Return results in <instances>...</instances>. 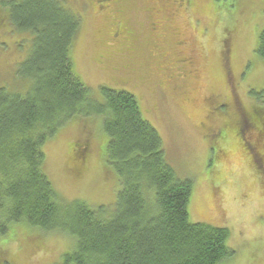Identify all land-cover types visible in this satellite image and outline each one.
<instances>
[{
	"label": "rangeland",
	"instance_id": "1",
	"mask_svg": "<svg viewBox=\"0 0 264 264\" xmlns=\"http://www.w3.org/2000/svg\"><path fill=\"white\" fill-rule=\"evenodd\" d=\"M61 1L80 21L71 48L75 75L96 99L102 88L136 98L161 139L166 163L177 178L191 182L188 220L228 230L234 256L223 264H264V176L233 131L241 108L254 127L244 138L255 147L261 123L252 119L263 117L264 110V99L257 97L264 89V60L255 53L264 29V0H125L117 18L97 0ZM150 5L160 8L162 20L177 12L171 27L156 29L159 14L146 15ZM3 10L0 5V16ZM116 21L130 36L113 45ZM0 30V87H11L30 36L6 23ZM225 96L228 102L236 98L235 110L207 115ZM218 131L221 138L214 135ZM106 143L98 117H76L44 143L43 172L61 201L113 210L119 184L104 157ZM77 144L86 145L83 159ZM72 248L67 234L18 224L0 237V262L63 264Z\"/></svg>",
	"mask_w": 264,
	"mask_h": 264
},
{
	"label": "trees",
	"instance_id": "2",
	"mask_svg": "<svg viewBox=\"0 0 264 264\" xmlns=\"http://www.w3.org/2000/svg\"><path fill=\"white\" fill-rule=\"evenodd\" d=\"M0 5V29L6 23L30 36L16 81L0 87V237L18 224L67 234L73 248L62 256L63 264H223L232 259L227 229L188 220L191 182L177 178L166 163L161 139L136 98L102 88L101 100L96 99L75 75L71 48L79 17L61 0H0ZM255 53L264 60V29ZM257 97L264 99V89ZM260 110L263 117L252 119L259 124L264 122ZM76 117L101 119L104 157L119 184L109 214L81 200L61 201L43 172L42 146ZM258 133L255 151L264 147V126ZM261 150L256 155L262 167L255 169L264 176ZM77 151L79 159L86 157L85 144H77Z\"/></svg>",
	"mask_w": 264,
	"mask_h": 264
},
{
	"label": "flooded vegetation",
	"instance_id": "3",
	"mask_svg": "<svg viewBox=\"0 0 264 264\" xmlns=\"http://www.w3.org/2000/svg\"><path fill=\"white\" fill-rule=\"evenodd\" d=\"M124 1L125 0H97V3H98V6H100L102 8H109V7L112 8V10H113L112 13L114 14V17L117 18L120 14H122V9L125 7ZM151 1H153V0H151ZM174 2L176 4V2H179V1L174 0ZM158 9H160V8L152 7L151 5L147 6L146 15L159 14V20H156L153 23V25L156 26V29L159 26H162L161 24H163V25L168 24L171 27V24L174 21L176 15H177V12L173 13L170 17H168L169 20H164V19L162 20L161 19V12H159ZM156 10H158V11H156ZM163 16H164V14H163ZM110 33H111V35H110L111 43L110 44H113V45H114V43L119 42L120 38L127 42V39L130 36L129 28L126 25H124V27H122L121 23L119 21H116V24H114L113 30H112V32L110 31ZM184 45H186V43H178V46H179L178 48L183 50L185 48V47H183ZM127 49H129V47H127ZM185 61H187V60L181 61L180 65L183 66L185 64ZM188 64H189V62H188ZM231 91H232V93H231L232 96L237 95L235 90L232 89ZM233 94H235V95H233ZM224 98L226 100L223 103L218 104L216 107L213 106L215 108H213L212 111H210V113H207V115H209V114L215 115L216 113L220 114V112H222V111H225V114L227 115L230 111H232V110L234 111L235 106L238 105L236 98L232 97V101H230L231 103L227 101L228 98L226 96ZM238 110L242 113L241 108H239ZM241 113L239 115V117L241 118L240 121L238 123H233L234 134H235V136H237L240 139V143H241L240 147L245 151L246 155L248 156V158L250 159L252 164L255 165L256 168H261L262 164L257 161L258 158H257V155L255 153V149L252 147V145L248 144L246 142V139L244 138L245 132H247L249 130L248 129L249 120L246 119V116L244 113H242V114ZM260 126H261V129H263V126H264L263 121L261 122ZM214 135L216 137H219V138L222 137V134L219 131L217 133H215ZM215 149H216V146L214 147V150Z\"/></svg>",
	"mask_w": 264,
	"mask_h": 264
}]
</instances>
